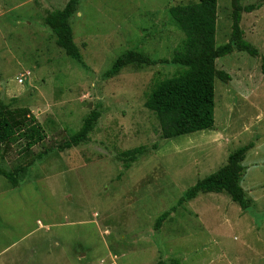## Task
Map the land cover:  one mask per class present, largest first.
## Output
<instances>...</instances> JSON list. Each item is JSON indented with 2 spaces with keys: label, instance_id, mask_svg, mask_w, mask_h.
Masks as SVG:
<instances>
[{
  "label": "rangeland",
  "instance_id": "374dc122",
  "mask_svg": "<svg viewBox=\"0 0 264 264\" xmlns=\"http://www.w3.org/2000/svg\"><path fill=\"white\" fill-rule=\"evenodd\" d=\"M195 1L79 0L69 19L76 61L45 24L68 0H0V99L29 109L45 135L30 149L24 140L0 147V168L18 182L0 176V264H264V0H240L255 7L240 27L259 54L234 50L216 60L230 78L214 80L212 130L160 138L144 104L181 68L104 75L128 50L170 58L183 34L168 10ZM231 13V0H218L216 47L230 40ZM91 112L99 117L87 140L58 151ZM139 146L145 153L127 170L121 154ZM246 146L245 209L226 193L177 205Z\"/></svg>",
  "mask_w": 264,
  "mask_h": 264
},
{
  "label": "trees",
  "instance_id": "16d2710c",
  "mask_svg": "<svg viewBox=\"0 0 264 264\" xmlns=\"http://www.w3.org/2000/svg\"><path fill=\"white\" fill-rule=\"evenodd\" d=\"M218 0H196L187 4H178L168 10L175 27L183 34V40L173 51L170 58L153 59L141 52L128 50L120 54L105 72V77L117 75L127 66L152 67L160 64L173 65L181 68L177 74L163 79L155 84L146 102L145 108L153 113L158 121L160 138L174 139L180 136L214 127V80L218 77L225 81L230 76L216 69V60L232 53L234 50L257 56L258 50L244 39L240 27L242 12L250 13L255 7H242L240 0H231V37L228 43L216 47V20ZM79 0H68L62 9L49 12L45 24L54 35L55 44L73 60L81 59L80 48L72 36L69 19L74 14ZM261 73L264 75V55L261 56ZM99 117V113L91 112L79 129L67 140L57 145L58 151L71 149L85 142ZM45 138L43 128L27 108H10L0 99V147L6 150L15 141L24 140V148L30 149ZM249 146L240 147L230 153L227 163L192 186L177 202L181 205L194 199L200 193H226L241 209L246 208L244 191L239 182L244 167ZM145 153V148L139 146L121 154L124 167L128 170L130 164ZM0 176L17 187L18 182L13 173L0 168ZM175 210V207L172 208ZM168 212L159 216L156 222L158 228L167 218ZM157 264H168L159 262ZM170 264H178L173 260Z\"/></svg>",
  "mask_w": 264,
  "mask_h": 264
},
{
  "label": "built area",
  "instance_id": "2783aa9c",
  "mask_svg": "<svg viewBox=\"0 0 264 264\" xmlns=\"http://www.w3.org/2000/svg\"><path fill=\"white\" fill-rule=\"evenodd\" d=\"M19 80V82H21V79H18Z\"/></svg>",
  "mask_w": 264,
  "mask_h": 264
}]
</instances>
